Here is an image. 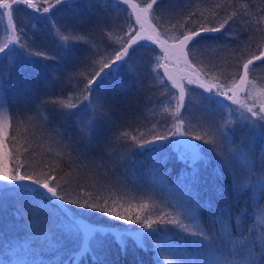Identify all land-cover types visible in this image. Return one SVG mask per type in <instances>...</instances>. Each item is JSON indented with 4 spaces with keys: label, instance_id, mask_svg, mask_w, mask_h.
I'll return each mask as SVG.
<instances>
[{
    "label": "snow or ice",
    "instance_id": "1",
    "mask_svg": "<svg viewBox=\"0 0 264 264\" xmlns=\"http://www.w3.org/2000/svg\"><path fill=\"white\" fill-rule=\"evenodd\" d=\"M113 2L117 5H128L131 0H113ZM46 3L48 6L41 9L33 3V0H4L0 3V8L8 11L0 13V16H7L8 25L15 32L13 5L23 4L50 13L52 9L62 10L57 6L70 4L71 0H55V3L46 0ZM162 3L163 0H150L135 14L136 24L139 25L140 30L129 25L131 31L124 32L119 40H112L111 32L117 25L102 8L97 7L96 0H85L86 7L95 16L86 35H99L105 39V49H110L112 55L104 58L98 51L92 49L76 53L73 51L74 45L68 42V37H63L65 41L61 45L63 55L70 60L76 59L78 55L81 57L74 65V72L69 73L67 77L69 81L77 79L76 99L79 103L71 96L65 95L62 77H53L51 72H47L42 84L39 74L33 82L30 67L38 65L40 60L47 61L55 57L45 51H31L30 47L23 43L19 44L17 49L15 44L19 41V37L16 41L0 45V63L5 59L8 60L6 70L9 76L16 74L17 88L25 101L22 108L10 115L11 109L6 104L4 95V71H0V110H2L0 120L11 124L17 116L28 120L30 113L36 114L39 120L38 109L47 108L49 116L40 120L41 125L55 130L56 135L62 138L66 137L67 146L72 151L86 157L94 148L101 147V151H105L118 142L122 148L127 149L125 159L130 158L137 151L147 153L154 161L147 170L148 174L161 186H165L167 178L173 174V170L165 174L160 167L162 163L168 161L166 154L172 153L173 158L184 165L183 169L175 171L176 180L169 188V191L177 197L173 207L180 210L178 214L162 212L153 216L151 212L140 210H136L133 214L131 204L125 207L115 200L110 203L109 199L99 195L93 196L91 193L85 195L83 189L74 195L69 194L65 185L59 182L58 170L49 165H45L49 171H41L40 174L30 172L23 162L10 166L6 161L11 160V155L5 151L7 137L2 127H0V204L12 198L27 205L26 213L30 215L24 222V230L32 242L38 240L41 245L59 250L58 242L51 235L55 226L79 242L75 255L90 259L92 264H104L101 252L105 248V237H111L112 242L118 245V250L125 255L128 252L126 237L132 238L135 247H140L141 242L149 239L154 240L158 252L168 251L171 255H176V249L164 246L167 244L168 236L173 232L188 240L198 253L191 259L178 260L176 264H260L264 260V231L258 232L252 227L241 229L248 214L247 207H241L233 212L226 204V200L232 199L233 194L238 198L246 191L264 194V171L258 172L248 160L249 154H253L255 145H244L243 142L237 145L233 139L238 127L247 130L250 136L264 137V100L253 98L249 91L253 86L250 77L258 66L257 62L264 64V49H258L246 56L241 52L237 57L236 71L231 75V82L227 78L216 77L213 85L200 82L199 75H207V73L193 67L189 59L192 50L201 45L213 47L212 42L220 38L216 34L228 35L226 26L230 25V21L235 22L234 17L238 13L233 12L219 22H204L197 13L189 12L184 20L187 26L178 30L179 35L170 48L174 54L182 56L184 62L192 68V72L196 73L195 77L189 75L187 82L198 84L205 89L208 93L204 96L205 105L220 104L219 97H224L238 105V117L235 122L231 118L219 122L207 121L201 125V131H195L190 122L186 125L184 115L181 113V109L187 112L185 102L187 90L169 75V79L173 80V86L179 89V96L173 97L176 101L174 119L170 127L165 126L162 131H157L156 125L153 124L151 134H145L139 131L140 124L136 122L134 115L132 120H129L125 109L131 108L129 97L135 96L143 87V79L133 63L137 48L144 46L140 41L149 40L152 44H159L166 57L170 54L169 47L164 46L166 41L161 40L159 34L155 38L144 35L145 23L150 16L154 17L159 13ZM132 7L135 10L137 5ZM261 13L262 15L255 21L257 25L264 21V9H261ZM82 23V21H74L64 28L75 31ZM153 31L155 32L156 29L153 28ZM12 53L16 54L11 55ZM82 65L89 67L96 65V67L91 73L81 76ZM45 68L51 66L45 65ZM41 87L53 90L59 87L60 91L40 95ZM229 92L231 95L228 94ZM241 92L246 93L243 102L238 96ZM249 100H251L250 104ZM204 110L207 112V107ZM60 121L65 124L73 122L77 127L71 134L66 131L62 133L55 127L56 122ZM204 145L208 147L204 148ZM213 153L214 156L211 158L215 160V167L207 177H204L200 164L207 168L210 154ZM237 160L244 164L248 175H242L236 170L234 162ZM260 160L264 168V151L260 153ZM252 177L256 178L252 179ZM224 179L229 182L227 188L217 184L218 180ZM202 180L212 193L207 199H202L197 191V185ZM69 205L83 214L98 213L110 221L137 225V228L112 232L108 226L85 223L80 216L71 213ZM44 206L60 212L64 220L59 217L53 220L51 213L47 212ZM148 207L147 203L139 205V209L143 210ZM205 208L208 210L206 222L199 215ZM17 216H20L19 209ZM233 225L236 226L235 229ZM245 231L250 235H245ZM29 246L31 247V244ZM224 248L227 249L226 253Z\"/></svg>",
    "mask_w": 264,
    "mask_h": 264
},
{
    "label": "trees",
    "instance_id": "2",
    "mask_svg": "<svg viewBox=\"0 0 264 264\" xmlns=\"http://www.w3.org/2000/svg\"><path fill=\"white\" fill-rule=\"evenodd\" d=\"M3 2L4 0H0V3ZM51 2L55 3V0H51ZM96 2L97 7L102 8L117 25L111 32L112 40H119L124 32L132 30L129 25L134 26V23L127 5H117L113 0H96ZM148 2L150 0H131V3L137 6H144ZM33 3L41 9L48 6L46 0H33ZM57 7L62 10L52 9L50 13H44L27 5H13V25L16 29V38L19 37L15 47L18 49L19 44L23 43L29 46L31 51H45L55 57L52 60H40L38 65L30 67L29 71L33 74V82L39 74L42 84L47 72H51L53 77H62L65 95L71 96L74 101L79 103L76 99L77 79L69 81L67 77L69 73L74 72V65L79 62L81 57L78 55L76 59L70 60L63 55L61 48V45L65 43L63 37H68V42L74 45L73 51L76 53L92 49L98 51L104 58L109 57L112 53L110 49H105V39L99 35H86L95 16L86 7L85 0H71L70 4ZM261 9H264V0H163L159 13L149 18L160 38L166 43H174L175 38L179 35L178 30L187 26L184 20L189 12L197 13L204 22H219L233 12L238 13L234 17L235 22L230 21V25L226 26L228 35L216 34L220 38L218 41L212 42L213 47L198 46L192 50L189 57L193 67L207 73V75H199L200 82L213 85L214 77L227 78L231 82L230 78L236 71L237 57L241 52L246 56L258 49H264V21L259 25L255 23L256 19L262 15ZM3 11L4 8H0V12ZM74 21L83 23L78 25V30L74 31L70 28L65 30L64 26ZM140 43L144 46L137 48L133 56V63L143 79V87L135 96L129 97L131 108H126L125 111L128 113L130 121L133 115L135 116L136 122L140 124L139 131L151 134L150 130L153 124L156 125L157 131H162L165 126H171L176 106L173 97H178L179 91L172 86L164 72L163 54L159 47L147 40H142ZM7 64V59L0 63V71H4L5 102L10 106L11 115L17 109L22 108L25 101L19 94L16 74L13 73L9 76L6 70ZM45 65H50L51 68H45ZM257 65L250 77L253 86L249 91L253 98L264 100V64L257 62ZM81 67L80 75L82 76L91 73L96 65L91 67L82 65ZM182 85L187 90L185 97L187 112L185 113L184 109H181L186 125L190 122L195 131H201V125L207 121L219 122L229 118L233 122L236 121L238 105L224 97H219L220 104L205 105L204 96H207L208 93L204 88L199 87L198 84H188L187 78L182 82ZM53 91L59 92L60 89L59 87L55 90L41 87L39 94L45 95ZM228 94L231 95L230 92ZM245 95V92L238 94L242 102ZM63 98L61 97V99ZM248 103L250 104L251 100ZM205 107L208 109L207 112L204 110ZM38 112L39 120L36 114L30 113L28 120L17 116L15 121L11 124L8 123L5 144L11 155V160L8 161L10 166L23 162L30 172L40 174L41 171H49V168L45 167V165H49L58 170L59 182L65 185L69 194L74 195L83 189L85 195L88 193L93 196L99 195L104 199H109L110 203L115 200L125 207L131 204L133 214L136 210L151 212L153 216L162 212L178 214L180 210L173 207L177 197L169 191V188L176 180L175 171L183 169L184 165L177 162L172 153H167V163L160 165L165 174L169 170H173V174L167 178V184L161 186L155 183L148 174L147 170L154 161L147 153L137 151L130 158L125 159L127 149L122 148L117 142L105 151H101V147H97L91 150L86 157L82 156L68 148L66 137L62 138L56 135L55 130L41 125L40 120L49 116V109L41 107ZM55 127L62 133L66 131L71 134L77 126L73 122L65 124L60 121L56 122ZM233 139L237 145L241 142L244 145H255L253 154H249L248 160L258 172L264 171L260 160V153L264 151V137L250 136L247 130L238 127ZM203 147L207 148L208 146L204 145ZM246 151L247 149H245ZM212 156L214 153L210 154L207 168L200 164L204 177H207L215 167V160L211 158ZM234 166L242 175H248L241 161H235ZM255 178L252 177V179ZM228 183L227 179L217 181L219 186L225 188L228 187ZM197 191L202 199H207L212 194L204 180L197 185ZM141 203H147L149 207L146 210L139 209ZM226 204L232 208L233 212L241 207H247L248 214L244 218L241 229L246 230L252 227L258 232L264 231V194L246 191L238 198L233 194V198L226 200ZM44 207L47 212L51 213L53 220L57 217L64 220L60 212L48 206ZM26 208V204H21L17 199L12 198L6 199L3 204H0V262L2 264H92L90 259L75 255L79 248V242L55 226H53L51 235L58 242L59 250L41 245L38 240L32 242L24 230V222L30 215L26 213ZM68 208L71 213L80 216L85 223L108 226L112 232H118L125 228H137V225L110 221L98 213L83 214L71 205ZM18 209L20 216H17ZM199 215L206 222L208 210L202 209ZM233 228L235 229L236 226L233 225ZM244 234L250 235L247 231ZM126 240L128 252L125 255L118 250V245L112 242L111 237H105V248L101 252L104 264H176L178 260H188L198 254L197 249L192 247L188 240L175 232L168 236L167 244L164 246L176 249V255H171L168 251L158 252L155 241L151 239L141 242L140 247L134 246L131 237H126ZM218 247L221 246L218 245ZM223 250L225 253L227 252L226 248ZM260 264H264V260Z\"/></svg>",
    "mask_w": 264,
    "mask_h": 264
},
{
    "label": "rangeland",
    "instance_id": "3",
    "mask_svg": "<svg viewBox=\"0 0 264 264\" xmlns=\"http://www.w3.org/2000/svg\"><path fill=\"white\" fill-rule=\"evenodd\" d=\"M132 5H134V4L130 3L127 6L129 7V10L131 12V15L133 18V23H134L136 30H140L139 25L136 24L135 14L138 13L140 8L143 6H137V8L134 10ZM6 11H8V10L4 9L3 12H6ZM3 12H0V13H3ZM153 28L154 27H153L151 20L149 18L148 22L145 23V25H144V35L145 36L151 35V36H153V38H155L157 33H156V31L155 32L153 31ZM10 41H16V34L13 31V28L8 25L7 16L6 15L0 16V45H3L6 42H10ZM147 41H149V40H147ZM172 44L173 43H165V45H164L165 47H169V49H170V54L167 57L165 56L164 52L162 51L160 45L159 44H156V45L159 47V49L161 50V52L163 54V67H164V72H165L166 76L169 79V75H171L173 77V79L178 84L182 85V82L186 78H188L189 75H193L195 77L196 73L192 72V68H190L189 65L184 62V59L182 56H179L178 54H174L172 52V49L170 48V46ZM11 46H12V44H10V47ZM169 81L173 86V80L169 79ZM174 88L179 91V89L177 87H174ZM174 103H175V100H174ZM174 103H173V105H174ZM0 111H2V110H0ZM0 127H2L4 129V134L6 136L7 130H8V122L0 120ZM5 151H7L6 146H5ZM6 162H8V161H6Z\"/></svg>",
    "mask_w": 264,
    "mask_h": 264
}]
</instances>
